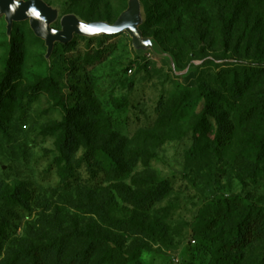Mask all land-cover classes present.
I'll list each match as a JSON object with an SVG mask.
<instances>
[{
  "label": "rangeland",
  "instance_id": "374dc122",
  "mask_svg": "<svg viewBox=\"0 0 264 264\" xmlns=\"http://www.w3.org/2000/svg\"><path fill=\"white\" fill-rule=\"evenodd\" d=\"M43 1L57 10L58 19L52 27L59 29L61 17L73 14L77 7L112 23L129 0ZM149 1L140 0L143 24L145 4H153ZM164 12L165 8L160 10L162 17ZM191 15L196 16L195 21L184 26L198 33L185 35V40L172 35L167 39L171 42L168 47L178 45L182 51L178 59L155 37L145 36L174 58V70L161 56L135 51L126 33L112 38L74 36L71 47L62 49L55 44L46 58L44 42L34 36L27 21L13 23L8 35L4 17L0 16V74L12 38L21 43L22 54L20 76L6 99L0 127V232L5 235L0 243V264L5 258L12 261L6 254L8 249L60 238L74 227L81 228L91 218L83 208L84 191L109 185L103 178L100 150L90 162L92 173L85 165L76 168L73 164L70 169L64 164L57 150L59 134L54 129L65 109L75 112L74 118L86 125L93 148L111 149L118 141H126L125 154H137L138 162L127 184L147 186L161 180L171 184L168 195L148 214L147 232L111 235L121 237L125 257L132 259L138 253V259L128 264H208L215 251L233 253L215 233L219 228L211 209L218 200L241 197L264 212V179L260 183L241 182L242 172L228 160L204 167L186 164L183 152L190 145V136L184 135L202 108L197 89L204 92L201 87H214L216 75L228 69V64L246 57V53H257L258 38L264 44V0H253L241 10L231 30L228 25L222 33L215 20L214 0ZM206 20L210 23L207 28ZM165 23L158 27L164 30ZM204 31L209 34L202 41ZM261 85L264 80L246 92L237 115L257 98ZM215 89L219 100L223 94L228 96ZM261 127L259 117L243 124L230 153L252 154ZM85 151L81 147L75 160L79 161ZM69 175L73 177L71 185L63 190L61 181ZM99 190L97 194L103 193ZM16 197L25 205L14 202ZM113 214L130 218L131 211L119 203ZM98 224L99 229H95L104 233L103 224ZM41 226L45 231L36 233ZM263 260L264 241L244 251L239 264H260Z\"/></svg>",
  "mask_w": 264,
  "mask_h": 264
},
{
  "label": "trees",
  "instance_id": "16d2710c",
  "mask_svg": "<svg viewBox=\"0 0 264 264\" xmlns=\"http://www.w3.org/2000/svg\"><path fill=\"white\" fill-rule=\"evenodd\" d=\"M210 1L151 0L149 2L153 4H145L146 21L140 30L143 36L155 37L161 46L169 49L178 59L182 51L178 45L172 44L168 47V44H171V42L167 43L168 36L172 35L183 40L185 35L195 36L198 33L197 29L192 27L194 31L186 30L189 23L195 21L196 16H192L191 13L203 5L210 4ZM251 3L253 0H214L215 20L220 25L221 33L228 25L231 30L241 10ZM163 8L166 12L162 17L160 10ZM71 13L85 22H109L107 18L78 7ZM164 21L166 23L163 30L158 26ZM187 23L188 25L184 26ZM204 24L206 28L210 25L207 20ZM171 26H174V29H171ZM208 34L204 31L201 35L202 41L206 40ZM112 37L114 36H104V38ZM257 40L255 46L257 53L250 56L246 53V57L228 64V69L216 75L212 83L214 87H201L205 89L204 92L197 89V96L202 100V108L184 135L190 136V145L183 152V160L186 164L204 167L211 162L228 160L230 164L236 163L238 170L242 172L240 180L243 183L246 181L260 183L264 179V85L259 87L257 98L243 107L241 113L236 114L238 104L242 103L246 92L256 86L258 81L264 80V44L261 38ZM59 47L68 49L71 44ZM198 51L205 52L204 49ZM21 56V43L12 38L3 72L0 74V127L3 124L6 99L20 76ZM215 88L228 93V96L223 94L219 100L220 96ZM74 115L75 112L65 109L62 120L54 129L59 134L57 150L67 167L71 169L73 164H76V168L85 165L90 173L93 172L90 162L99 156L97 150L102 151L103 178L109 185L98 189L103 192L101 194H97L98 190L90 187L89 190L84 191L85 207L83 208L91 218L81 228L74 227L60 238L48 241L37 240L35 243L22 245L19 249H8L6 254L12 258V261L8 262L9 259L5 258L1 264H128L138 259V253L132 256V259L125 257L121 237L111 235L115 232H123L135 236L147 232L150 226L147 221L148 214L168 195L171 184L168 180L147 186L134 183L135 187H133L134 184H127L126 180L131 169L138 162L137 154L134 152L125 154L126 141H118V144L111 149L93 148L92 141L87 137L86 125L76 120ZM256 117H259L263 127L254 139L256 144L253 151H250L253 153H248L250 156L232 155L229 150L236 141L242 125ZM81 147L86 151L78 161L74 157ZM72 178L69 175L66 180L61 181L60 186L63 190L71 185L69 182ZM88 186L92 187V185ZM16 199L14 202L19 206L25 205L18 197ZM119 203L131 211L130 218L117 217L113 214L114 208L117 209ZM211 210L215 226L219 228L215 233L229 247V253L231 251L233 253L222 255L215 251L211 253L208 264H239L244 251L264 241V212L254 206L251 200L245 201L241 197L223 198L215 202ZM98 223L103 224L104 233L95 229H99ZM29 229L33 228L30 226ZM43 231H45L44 226L35 230L36 233ZM3 234L4 231H1L0 243L5 238ZM260 264H264V260Z\"/></svg>",
  "mask_w": 264,
  "mask_h": 264
},
{
  "label": "water",
  "instance_id": "95a60500",
  "mask_svg": "<svg viewBox=\"0 0 264 264\" xmlns=\"http://www.w3.org/2000/svg\"><path fill=\"white\" fill-rule=\"evenodd\" d=\"M0 16L4 17L8 35L13 23L27 21L34 36L44 42L46 58L50 56L55 44L67 45L74 36L97 37L126 33L135 51H150L155 56L163 57L175 69L174 58L165 54L153 38L143 36L140 26L144 16L140 0H129L127 8L112 23L85 22L75 14H68L61 17L59 29H55L52 24L57 21L58 12L43 0H0Z\"/></svg>",
  "mask_w": 264,
  "mask_h": 264
}]
</instances>
